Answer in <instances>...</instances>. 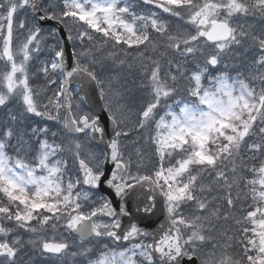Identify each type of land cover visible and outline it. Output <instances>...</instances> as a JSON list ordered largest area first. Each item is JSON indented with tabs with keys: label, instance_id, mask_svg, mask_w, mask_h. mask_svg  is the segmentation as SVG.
<instances>
[{
	"label": "snow or ice",
	"instance_id": "obj_1",
	"mask_svg": "<svg viewBox=\"0 0 264 264\" xmlns=\"http://www.w3.org/2000/svg\"><path fill=\"white\" fill-rule=\"evenodd\" d=\"M0 109V264H264V0H0Z\"/></svg>",
	"mask_w": 264,
	"mask_h": 264
},
{
	"label": "water",
	"instance_id": "obj_2",
	"mask_svg": "<svg viewBox=\"0 0 264 264\" xmlns=\"http://www.w3.org/2000/svg\"><path fill=\"white\" fill-rule=\"evenodd\" d=\"M71 46L69 45L68 48H67V55L69 57V60H70V57H71ZM163 219L162 216H160L159 219H157V217L153 216L151 217L150 219H145L144 222H143V226H147L149 231L152 230V228L158 226V224L161 222V220Z\"/></svg>",
	"mask_w": 264,
	"mask_h": 264
},
{
	"label": "trees",
	"instance_id": "obj_3",
	"mask_svg": "<svg viewBox=\"0 0 264 264\" xmlns=\"http://www.w3.org/2000/svg\"><path fill=\"white\" fill-rule=\"evenodd\" d=\"M46 27H47V25H45ZM51 43V42H50ZM43 59V58H42ZM15 105V101H13V103L12 104H10L9 105V107L11 108V107H13ZM3 111V109H0V112H2ZM37 119H39V118H37ZM26 239H27V237H26Z\"/></svg>",
	"mask_w": 264,
	"mask_h": 264
}]
</instances>
